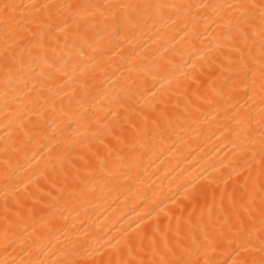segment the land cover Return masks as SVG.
<instances>
[{"label": "bare ground", "instance_id": "obj_1", "mask_svg": "<svg viewBox=\"0 0 264 264\" xmlns=\"http://www.w3.org/2000/svg\"><path fill=\"white\" fill-rule=\"evenodd\" d=\"M48 2L198 5L232 0ZM192 13L195 14V21L191 16L186 21L172 16L166 25L157 23L155 26L129 27L111 43L102 28H98L100 36L93 32L88 34L92 47L84 46L85 55L80 56L71 48L63 54L67 61V76L58 74L50 81L27 77L26 84L14 83L13 87L22 91L16 103L10 105L11 110H15L25 94L33 98L37 91H42L44 96L59 94L54 108L46 104L41 109L43 118L35 128L27 124L25 130H21L13 123L6 132L10 117L6 118L5 77L0 58V261L4 264H20V261L27 264L32 261L35 264L42 260L49 264L63 258L61 253L70 242L82 246L81 257L86 256V250L98 249L105 253L103 258L106 259L111 251L108 245L115 243V239L126 232L134 235L133 230L138 231L137 223L141 218L147 223L159 219L162 227L166 225L168 221L160 212L162 208L171 210L177 216L183 209L185 218L191 213L194 221L203 213L209 232L224 226V215L220 211L221 192H225L223 203L227 207V193L236 187L237 181L243 183L246 173H233V169L242 164L236 147L239 141L235 133L228 131L234 126V122L230 121L233 110L212 92L207 76L200 77L203 86L199 90L193 83L192 76H199L203 70L201 66L208 58L209 46L214 48L213 37L219 30L211 26L207 32L204 30L205 24L211 25L213 19L210 8H201L199 12L194 8ZM186 23L188 27H185ZM63 39L61 35V43ZM214 86L219 88L220 81L217 80ZM7 91L11 101L13 94L11 90ZM205 97H211L213 102H205ZM82 98V105L78 104L76 101ZM117 108L129 136L136 134L137 127L140 130L132 157L126 156L118 180L96 185L95 192L91 182L87 187L77 183L74 185L75 195H69L71 189L58 191L62 183L52 188L50 181H45L43 177L51 176L53 165L58 164L70 149L76 155H84L85 159H89L91 154L82 151L81 144L91 143L93 151L97 148L104 151L93 139V133L99 128L97 120L108 123L102 118L110 109ZM125 115L128 116L127 122ZM32 121L36 122L35 116ZM73 142H77L75 146ZM127 152L128 149H124L122 154ZM75 163L81 167L80 175L91 181L83 161L76 159ZM73 171L70 169V174ZM230 175L232 178L228 179ZM212 180L216 183L210 184ZM194 186L198 192L206 189L208 197L198 200L193 211V203L185 200L184 194L192 191ZM82 189L83 195L80 194ZM25 190L32 193L33 199H26ZM49 192L51 196L47 195ZM13 193L21 197L23 208L18 209ZM5 196L9 207L13 211L19 210L23 216L22 221L12 217L7 239ZM35 199H39L40 203L34 205ZM33 206L38 212L30 217L27 208ZM153 210L150 221L147 213ZM172 223L175 225L174 219ZM210 256L221 262L228 260L223 250H217Z\"/></svg>", "mask_w": 264, "mask_h": 264}, {"label": "snow or ice", "instance_id": "obj_2", "mask_svg": "<svg viewBox=\"0 0 264 264\" xmlns=\"http://www.w3.org/2000/svg\"><path fill=\"white\" fill-rule=\"evenodd\" d=\"M194 8L197 12L201 8H210L213 19L211 25L205 24L204 30L207 32L211 26L219 31L213 37L214 48L209 46L208 58L201 66L203 70L199 76L193 75L192 80L199 90L203 86L200 77L207 76L212 92L233 110L230 121L234 122V126L228 131L235 133L236 140L239 141L236 146L238 155L242 158V164L238 165V169L234 168L233 173H246L243 183L237 181L236 187L227 193V207L223 203L225 192H221L220 211L224 215V226L215 232H209L203 213L194 221L191 213L185 218L183 209L177 216L171 210L162 208L160 212L167 217L166 225L162 227L159 219L147 223L141 218L137 223L138 231L133 230L134 235L126 232L121 238H116L115 243L108 245L111 251L106 259L103 258L105 253L98 249L86 250V256L81 257L82 246L70 242L61 253L63 258L50 261L49 264H264V0H232L198 5L168 2L73 4L51 3L48 0H29L27 3L21 0L17 3L16 0H3L0 3L3 44L0 47V58L5 77L6 118L10 117L5 130L7 132L13 123L21 130H25L27 124H32L35 128L43 118L41 109L46 104H51L54 108L59 95L52 93L44 96L42 91H37L33 98L25 94L15 110H11L10 105L16 103L18 94L22 91L13 87V84H26L27 77L50 81L58 74L67 76V61L63 54L71 48L78 55H85L84 46L92 47L89 32L100 36L101 32L97 29L102 28L111 43L129 27L139 28L149 24L155 26L157 23L166 25L172 16L185 21L191 16L195 21V14L192 13ZM172 23L175 24L176 21L173 20ZM185 27H188L187 23ZM192 27L196 28L195 22ZM217 80L220 81L219 88L214 86ZM7 90H11L13 94L11 101ZM48 91L52 92L51 89ZM76 102L82 105L83 98ZM205 102L212 103L213 100L205 97ZM69 103H72L71 99ZM33 116L36 117L35 123L32 121ZM102 119L108 123L97 120L99 128L93 133V139L104 151L101 152L99 148L93 151L91 143L81 144L82 151L91 154L89 159H85L84 155H76L70 149L58 164L53 165L51 176L43 177L45 181H50L52 188L62 183L63 186L58 191L71 189L69 195H75L74 185L77 183L87 187L91 182L92 191L95 192L96 185L118 180L126 156L132 157L140 130L137 127L136 134L129 136L121 123L118 108L110 109ZM124 120L127 122V115ZM106 139L108 143H105ZM76 143L73 142V146ZM12 147L15 150V143ZM124 149H128L126 154H122ZM76 159L83 161V167L87 169V176L92 178L91 181L80 175L81 167L75 163ZM70 169H74L71 174ZM231 178L230 175L228 179ZM209 183L214 184L216 181ZM224 183L227 184V180ZM80 194L83 195V189ZM12 195L18 209L23 208L21 197L15 193ZM47 195L51 196L52 193ZM24 196L26 199H33L32 193L26 190ZM207 197L206 189L198 192L195 186L192 191L184 194V199L193 203V211L196 202L206 200ZM39 203V199L34 200V205ZM154 211L147 213L150 221ZM37 212L35 206L27 208L30 217ZM4 214L7 239L12 217L22 221L23 216L19 210L13 211L9 207L7 196L4 200ZM173 219L175 225L172 223ZM217 250L226 252L228 260H213L210 254ZM0 264L4 262L0 261ZM20 264L25 262L20 261ZM27 264L33 262L28 261ZM35 264L45 262L40 260Z\"/></svg>", "mask_w": 264, "mask_h": 264}]
</instances>
